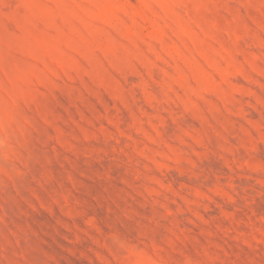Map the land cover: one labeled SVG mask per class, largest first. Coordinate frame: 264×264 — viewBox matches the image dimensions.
Instances as JSON below:
<instances>
[{"label": "rangeland", "instance_id": "1", "mask_svg": "<svg viewBox=\"0 0 264 264\" xmlns=\"http://www.w3.org/2000/svg\"><path fill=\"white\" fill-rule=\"evenodd\" d=\"M0 264H264V0H0Z\"/></svg>", "mask_w": 264, "mask_h": 264}]
</instances>
